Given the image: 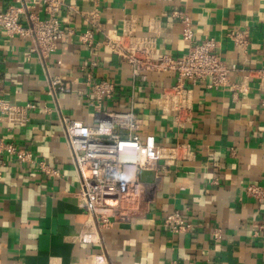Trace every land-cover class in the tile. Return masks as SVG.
Here are the masks:
<instances>
[{"label":"crops","instance_id":"1","mask_svg":"<svg viewBox=\"0 0 264 264\" xmlns=\"http://www.w3.org/2000/svg\"><path fill=\"white\" fill-rule=\"evenodd\" d=\"M63 1L65 35L45 65L31 52V39L11 38L0 29V97L37 105L27 127L4 123L1 133L59 172L45 174L0 156V264H264V199L246 192L250 185L264 188V92L258 79L264 69V0ZM13 3L0 0V12ZM30 9L45 17L41 7ZM179 12L191 19L197 42L214 38L221 58L237 66L227 87H193L184 128L155 101L175 83L174 75L151 73L145 83L134 82L118 55L103 46L90 50L78 37L86 29L84 19L92 17L118 34L134 27L138 35L154 37L163 52L181 58L188 43ZM239 31L247 32L245 48L229 38ZM102 40L96 32L95 43ZM91 60L97 63L94 80L116 86L105 108L125 111L133 101L142 138L153 136L163 147L184 146L179 160L141 171L142 196L123 200L109 226H98L80 208L78 177L60 122L62 114L95 125L83 70ZM48 76L72 85L73 92L59 95L57 105L48 94ZM176 211L191 225L185 233L164 227Z\"/></svg>","mask_w":264,"mask_h":264},{"label":"built area","instance_id":"2","mask_svg":"<svg viewBox=\"0 0 264 264\" xmlns=\"http://www.w3.org/2000/svg\"><path fill=\"white\" fill-rule=\"evenodd\" d=\"M41 7L45 17L33 12L30 6ZM63 0H14L5 12H0V29L11 38H29L33 42L31 52L45 65L46 59L58 48L65 29L60 18ZM183 26L182 37L188 43V51L175 58L159 49L154 37L140 36L134 27L126 28L122 34L103 27L92 17H86V29L79 34V41L90 50L103 46L118 55L122 63L132 71L134 82L145 83L151 73L174 75L176 81L155 100L162 113L174 116L177 127L184 128L190 122L193 107V87L203 85L207 90H218L231 84L237 66L225 62L218 54V43L214 38L197 42L194 26L184 12L177 13ZM98 32L103 40L95 43ZM229 38L238 47L249 43L246 31L232 32ZM93 60L83 68L87 98L94 110L96 123L93 126L60 114L64 138L78 177L80 208L99 226H109L118 218L122 201H133L142 196L144 185L141 171H157L161 161L180 159L183 147H163L153 136L140 135L142 122L134 110V102L125 111H114L104 107V101L113 100L116 86L107 79L95 81ZM258 75L260 90L264 92V69ZM48 94L55 104L58 96L73 92L72 85L58 77H47ZM154 101V100H153ZM264 107V100L262 102ZM37 109L34 103L19 105L0 97V156L8 154L16 162L30 163L41 172L59 176L57 169L37 161L33 154L6 140L1 133L5 123L12 128L27 127L31 112ZM247 195L257 200L264 199V188L250 185ZM164 227L174 234L185 233L191 225L176 211L164 221ZM215 238L220 239L217 231ZM102 260L98 264H102Z\"/></svg>","mask_w":264,"mask_h":264}]
</instances>
